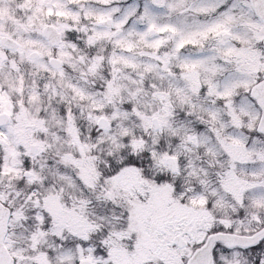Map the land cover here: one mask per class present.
<instances>
[{"label":"rangeland","instance_id":"obj_1","mask_svg":"<svg viewBox=\"0 0 264 264\" xmlns=\"http://www.w3.org/2000/svg\"><path fill=\"white\" fill-rule=\"evenodd\" d=\"M225 1L0 0V34L15 39L20 54L19 58L9 62L11 69H8L11 74V70H14L20 81L4 71V77L11 78L12 82L10 90L0 89V111L10 117L8 124L0 126V146L4 152L6 168L4 172L16 180L20 176L25 177L22 175L25 167L21 165L26 161L30 166V175L22 182L25 187L32 185L27 193H23L30 195L32 200L21 198L20 194L25 189L12 181L11 184L6 183L7 187L1 188L2 198L15 204L10 221L11 232L5 243L9 245L17 264H34L30 259L35 257V249L32 246L28 249L26 242L29 239L26 236L29 233L28 238L32 236L35 220L32 225L26 221L27 224L22 226L25 217L40 218L42 206L51 208V211H60L61 214L63 208L60 193L67 191L72 192L71 197L80 196L78 179L67 168L76 169L89 190L91 188L94 192L97 189L96 175L100 176L101 165H109L108 161L116 159L111 152L121 155V150L128 146H131V151L148 148L149 162L142 159L131 163L118 156L119 170H112L116 172L105 175L102 184L158 186L161 183L155 174L167 169L163 159L175 153L174 148L170 147V141L164 143V146L160 145V148L155 146L160 143L161 136L173 138L177 132L176 128H170L165 123L171 106L197 108L201 115L196 121H207V117L212 121H223L219 118L223 117L221 109L224 104L203 102L207 97L209 101L215 98L214 90L231 93L241 80L242 97L239 105L242 114L247 118L256 113L255 106L245 92L264 65V50L257 48L261 37L257 28L261 23L251 13L248 14L245 0H229L230 3L223 4ZM67 2L77 3L78 10L66 7ZM201 6H211L213 13L211 11L209 16L205 14L197 19L188 14V11L201 14L205 11ZM106 18L112 20L111 26L96 24L97 20ZM47 23L56 26L60 33V44L54 48L39 35L41 27ZM149 29H153V33L148 34ZM208 31H211L208 33L211 34V41L205 37ZM223 32H229V36L221 38ZM184 40L198 42L199 47L184 48L178 53V42ZM165 46L166 51L163 49ZM31 51L37 52L36 58H28ZM241 52L242 58L247 60L242 59V76L230 65ZM52 55L57 56L63 65L55 72L49 67L48 59H43ZM10 56L13 55L0 52V72L4 65L1 64L2 60ZM170 62L186 68L184 74L169 72ZM25 64L34 76L25 75L27 71L21 68ZM68 69L72 73H80L85 79H93L92 83L99 79L100 88L95 91L81 84L78 75L73 78L67 72ZM35 78L41 81L37 83ZM46 79L47 82L42 81ZM197 81L209 86L206 96L200 97L201 101L195 97L193 85ZM49 83L51 89L48 91ZM64 87L70 88L71 93L66 106L55 95L50 98L52 93L61 95ZM43 93L47 101H43ZM41 106L47 108H44L42 116L38 113ZM72 108L79 109V112H73V117L83 120L80 124L68 116ZM100 116L107 118L111 126L105 130L99 129L97 119ZM153 116L160 123L157 130L149 127ZM93 125L96 126L93 130H97L90 133ZM81 126L85 128L84 133L79 132ZM143 130L147 137L140 136ZM208 132L211 135L210 128L205 127L201 135L206 136ZM127 136L133 137L131 145ZM187 136L191 137L192 132ZM31 142L36 144L33 154L28 153ZM102 151L107 154H102ZM19 155L28 157L20 159ZM49 158L54 159L51 163L53 167L47 163ZM11 163L13 168L8 170ZM50 210V215H58ZM18 227L21 231L25 228L27 233L25 229L22 232L26 234L20 233ZM56 230L59 233L61 227L55 224L51 231L56 233ZM51 239L53 243L54 236ZM35 258L39 264H51L52 260L58 264H73L74 258L78 261L81 255L75 247L69 245L65 249H57L53 256L38 251ZM229 264L239 263L232 260Z\"/></svg>","mask_w":264,"mask_h":264},{"label":"flooded vegetation","instance_id":"obj_2","mask_svg":"<svg viewBox=\"0 0 264 264\" xmlns=\"http://www.w3.org/2000/svg\"><path fill=\"white\" fill-rule=\"evenodd\" d=\"M242 59L247 61L241 52L230 64L241 76ZM179 68L183 75L186 68ZM205 85L194 83L197 101L207 91ZM238 85L229 94L214 90L213 100H202L224 104L223 121L207 116V121H196L201 112L187 105L173 115L167 111L171 120L165 123L178 129L176 137L167 138L176 169L159 170L160 185H103L101 169L94 192L78 201L69 197L61 221L67 243L81 255L78 263L186 264L210 234L249 235L264 225V133L257 129L262 113L256 107L254 118L242 116L241 80ZM205 127L211 135H201ZM34 224L36 239L52 227L39 218ZM211 255L210 264H264V236L244 247L216 240Z\"/></svg>","mask_w":264,"mask_h":264},{"label":"water","instance_id":"obj_3","mask_svg":"<svg viewBox=\"0 0 264 264\" xmlns=\"http://www.w3.org/2000/svg\"><path fill=\"white\" fill-rule=\"evenodd\" d=\"M251 3L253 7L255 8V11L257 14L263 19L264 23V0H251ZM99 23H106L110 25V20H104ZM42 34L48 39L49 43L52 45L58 44L59 42V35L56 32V29L51 26V25H46L42 29ZM1 42L8 46V47H14L16 44L13 40L4 37L1 39ZM36 54L32 52L30 56H35ZM51 63L53 64H59L56 59H51ZM261 88L263 90L262 84H255L251 90H250V95L260 104V100L264 97V90L263 93L261 92ZM8 122V116L5 113H0V124H4ZM99 123L101 124L102 127L106 125V122L104 119H99ZM152 128L158 127V122L156 118L152 119ZM30 152L35 151V145L32 144L29 147ZM171 159L168 158L167 161H170ZM8 209L4 207L0 203V264H13V259L9 255L8 251L6 250L4 244H3V237L6 232V223H7V218H8ZM264 234V228L261 230L255 232L251 236H237V235H223V234H212L208 242L202 247L200 251H198L193 257H191L188 261V264H208L209 261V249L211 246V243L215 239H222L224 241L232 240L236 243H242V245H247L250 243L255 242L257 239H259L262 235ZM202 263H201V262ZM83 264V263H82Z\"/></svg>","mask_w":264,"mask_h":264},{"label":"trees","instance_id":"obj_4","mask_svg":"<svg viewBox=\"0 0 264 264\" xmlns=\"http://www.w3.org/2000/svg\"><path fill=\"white\" fill-rule=\"evenodd\" d=\"M0 154H1V153H0ZM4 186H5V185H4ZM19 186H21L22 189H25V191L21 192L20 197H22V196H24V197L27 196V197H28V195H23V193H27L29 187H25V186H22V185H19ZM5 187H6V186H5Z\"/></svg>","mask_w":264,"mask_h":264}]
</instances>
